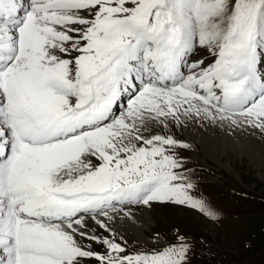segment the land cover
Here are the masks:
<instances>
[{
  "label": "snow or ice",
  "instance_id": "snow-or-ice-1",
  "mask_svg": "<svg viewBox=\"0 0 264 264\" xmlns=\"http://www.w3.org/2000/svg\"><path fill=\"white\" fill-rule=\"evenodd\" d=\"M264 140V0H0V264H204L219 224L181 138Z\"/></svg>",
  "mask_w": 264,
  "mask_h": 264
},
{
  "label": "rangeland",
  "instance_id": "rangeland-1",
  "mask_svg": "<svg viewBox=\"0 0 264 264\" xmlns=\"http://www.w3.org/2000/svg\"><path fill=\"white\" fill-rule=\"evenodd\" d=\"M217 128L194 126L180 135L195 145L194 152L186 153L189 166L197 170L201 190L220 211L219 224L159 208L139 216L137 224L124 227L129 236L139 238L154 231L168 233L173 226L203 235L215 253L204 264H264V140ZM209 137L216 139L218 146L213 147Z\"/></svg>",
  "mask_w": 264,
  "mask_h": 264
},
{
  "label": "bare ground",
  "instance_id": "bare-ground-1",
  "mask_svg": "<svg viewBox=\"0 0 264 264\" xmlns=\"http://www.w3.org/2000/svg\"><path fill=\"white\" fill-rule=\"evenodd\" d=\"M198 128V127H197ZM211 128V127H210ZM217 128V127H216ZM219 128V127H218ZM218 128H217V130H218ZM219 129H221V128H219ZM197 130V129H196ZM213 130V129H212ZM215 130V129H214ZM223 130V129H222ZM216 131V130H215ZM219 131V130H218ZM221 131V130H220ZM219 131V132H220ZM192 132V131H191ZM199 132V131H198ZM201 132L202 131H200V134H201ZM228 131H226V133H227ZM194 133H196L195 131H194ZM207 133V132H206ZM210 133H213V132H210ZM191 134V133H190ZM203 134V133H202ZM209 134V133H208ZM198 136V135H197ZM194 137V136H193ZM201 137V136H200ZM198 138V137H197ZM202 138H204V136L202 137ZM210 138V137H209ZM211 139V141H212V145H213V147H216V146H218L217 145V142H216V139H212V138H210ZM192 141V140H191ZM203 142V141H202ZM221 142H223L222 140H221ZM220 142V143H221ZM219 144V143H218ZM207 144H205V146H206ZM133 229V231H134V228H132ZM136 230V229H135ZM135 232V231H134Z\"/></svg>",
  "mask_w": 264,
  "mask_h": 264
}]
</instances>
